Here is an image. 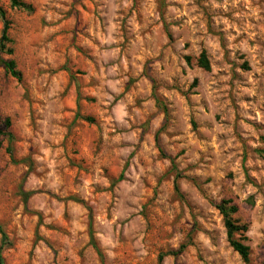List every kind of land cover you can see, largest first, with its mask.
Returning <instances> with one entry per match:
<instances>
[{
	"label": "rangeland",
	"instance_id": "374dc122",
	"mask_svg": "<svg viewBox=\"0 0 264 264\" xmlns=\"http://www.w3.org/2000/svg\"><path fill=\"white\" fill-rule=\"evenodd\" d=\"M18 1L33 11L0 0L5 264H246L223 201L264 264V0Z\"/></svg>",
	"mask_w": 264,
	"mask_h": 264
},
{
	"label": "trees",
	"instance_id": "16d2710c",
	"mask_svg": "<svg viewBox=\"0 0 264 264\" xmlns=\"http://www.w3.org/2000/svg\"><path fill=\"white\" fill-rule=\"evenodd\" d=\"M11 6L13 9H23L25 11L32 12L33 8L32 6L19 2L18 0H11ZM0 19L3 21L4 28L2 31V38L0 40V45L3 50L6 49V44L12 43V41L9 39L8 31H9V22L6 20L5 12L2 8H0ZM9 54L13 53V50H7ZM188 61H190L188 59ZM1 63L5 69V71L11 75L13 78L17 79L19 82H22V74L17 70L16 63L13 60H1ZM198 67L203 69L206 72H209L211 70V64L209 61V58L207 56V53L203 51L198 59ZM5 126L7 129L10 128L11 123L10 120L5 121ZM6 136L8 140L11 142L13 140L12 133L9 131L4 132L0 128V137ZM8 153L11 154L12 150L11 148H8ZM217 209L221 213V215L224 218L225 228L227 231V239L232 247V249L241 257V259L246 263L249 264L250 262V249L245 244L247 241L246 233L248 231V227L246 225H241L240 222L235 218V216L238 214L239 209L236 205L232 203V201H223L221 204L217 205ZM0 232L4 235V231L2 227L0 226ZM91 233V245L95 249V251L98 253L100 258L102 259V262L104 263V257L101 253L100 249L98 248L97 244L95 243L93 239V232L90 230ZM5 237V236H4ZM185 248L182 247L180 249V252L172 255H178L180 254ZM3 246L0 248V264H5V260L2 255ZM163 255L159 258V264H162L163 261Z\"/></svg>",
	"mask_w": 264,
	"mask_h": 264
},
{
	"label": "clouds",
	"instance_id": "9594fccd",
	"mask_svg": "<svg viewBox=\"0 0 264 264\" xmlns=\"http://www.w3.org/2000/svg\"><path fill=\"white\" fill-rule=\"evenodd\" d=\"M207 45V39H205V46ZM177 47L179 48L180 45L178 44ZM217 55H219V53H217ZM264 79V78H262ZM219 80L220 78L219 77H216V78H212L211 76H208L207 77V82L209 84H215L217 85V88H216V91L212 92V93H209V102L213 104V107L216 108L217 111L219 110H222L224 107H225V104L223 102L219 103V105L217 106L215 101L223 94L224 92V89L220 87V84H219ZM237 89L239 88V85L236 86ZM237 95H239V93H237ZM204 96V91H201V96L200 97H195L193 96L192 97V100H193V103L195 104H198L199 103V100L201 98H203ZM237 187L239 188L240 185H237ZM216 191H218V189H214L212 190V192L210 193V195H215ZM259 227H262L264 228V217H261V223L259 225Z\"/></svg>",
	"mask_w": 264,
	"mask_h": 264
}]
</instances>
